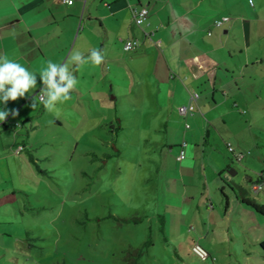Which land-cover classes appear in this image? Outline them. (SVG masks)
I'll use <instances>...</instances> for the list:
<instances>
[{
    "label": "rangeland",
    "instance_id": "rangeland-1",
    "mask_svg": "<svg viewBox=\"0 0 264 264\" xmlns=\"http://www.w3.org/2000/svg\"><path fill=\"white\" fill-rule=\"evenodd\" d=\"M232 1L235 8L229 15L244 14V0ZM86 19L77 32L105 34L99 19L92 17L87 24ZM227 39L224 55L233 68L231 89L238 107L227 100L212 112L208 107L198 110L204 112L199 115L203 122L215 117L210 133L200 129L182 138L178 131L144 132L141 122L146 120L139 118L144 103L134 95L137 78L129 76L132 71H120L114 88L97 81L104 98L96 97L95 105L107 114L103 127L94 128L92 117L80 118L81 110L94 107L91 101L83 109L57 104L62 124L42 111L30 137L23 136V145L9 158L10 167L0 163V264H264L259 245L264 214L242 201L239 186H244L247 201H264V186L252 188L264 176V37L256 38L258 48L252 46L251 53L240 32ZM74 41L75 36L70 45ZM249 56L243 76L239 68ZM151 74L160 77L161 72L145 75ZM238 87L241 97H236ZM150 95L156 97L153 91ZM153 121L161 125L164 120ZM177 141L197 145L199 157L209 154V182L198 172L196 185H188L196 197L186 201L180 214L165 199L167 185L177 183L165 180L166 166L174 167L177 160ZM225 161L220 175L217 168ZM208 184L209 194L203 191ZM196 187L204 192L202 199ZM227 195L232 209L225 215ZM165 215L163 226L160 217ZM206 232L215 240L205 242L210 255L201 259L191 246Z\"/></svg>",
    "mask_w": 264,
    "mask_h": 264
},
{
    "label": "crops",
    "instance_id": "crops-1",
    "mask_svg": "<svg viewBox=\"0 0 264 264\" xmlns=\"http://www.w3.org/2000/svg\"><path fill=\"white\" fill-rule=\"evenodd\" d=\"M89 1L73 0L69 3L67 0H0V56L14 60L37 75L36 88L25 97L10 100L6 105L0 102V110L16 109L18 112L15 117L10 113L6 122H0V163L6 164L7 169L10 167L9 158L16 155L15 148L25 141L23 136L27 139L30 137L31 131L40 122L37 120L40 119L41 112H46L38 96L44 86L40 72L47 67L49 60L58 64L67 62L73 50L83 52L85 57L91 50H101L104 55L103 62L98 66L89 62L79 71L71 66L78 80L76 87L84 86L85 89L78 90L75 87L70 93L71 98L64 102L66 106L63 107L69 110L74 104L75 107L79 104L83 109L91 101L94 107L91 111H87V108L81 110L84 116L80 118L96 119L94 128L103 127L107 116L104 110L95 105L96 97L104 98L96 88L97 81H105L104 84L108 81L111 88L117 87L120 84V71H132L134 76H129L137 78L133 90L134 95L138 94L137 99L144 103L142 111L138 112L139 118L146 120L141 122L142 129L146 130L144 132L161 129L167 135H172V132L178 131L183 138L193 137L201 129L207 134L215 129V117L203 122L199 115H204V112H197L198 110L208 107L207 110L212 112L219 103L227 100H232L233 106L238 107L231 89L233 68L224 55L227 37L233 32H240L248 53H251L249 50L252 46L258 48L256 38L264 37V0H244V14L235 17L229 15L235 8L232 0H99L102 1L101 4L97 0ZM142 6L147 7L148 13L138 21L133 17V9ZM222 16H229V19L221 26L215 25L214 21ZM92 17L99 19L105 30L104 35L101 33L102 38L97 39L96 37L101 36L97 33L90 37L84 31L77 32L80 21L87 18V24ZM152 31L153 35L147 36L146 33ZM74 36L75 41L70 45ZM129 37L139 38L141 45L132 51H125L123 41ZM123 59L128 61L124 62ZM250 62L249 56L244 66L239 68L243 76L244 67L249 66ZM147 71H158L161 75L157 77L151 74L147 77ZM141 74L144 77H140ZM237 89L236 97H241V87ZM193 90L198 91L200 96L193 113H188L182 107L189 103ZM150 91L155 93V98L150 95ZM209 98L212 100L211 106L207 104H211ZM33 103L35 107H32ZM156 118L164 120L161 125L153 121ZM52 119L55 124H62L60 115L57 117L51 113L50 120ZM190 119L195 123L194 127ZM186 122L190 124L189 127L185 126ZM181 143L177 141L175 146L179 149ZM196 148L197 145L187 144L186 156L179 159L177 153L174 167L166 166L167 184L177 183L170 187L167 185L165 199L170 205L178 206V214L185 208L186 201H193L196 197L195 190L189 189L188 185H196L195 177L198 172L202 171L209 182V154L202 152L199 157ZM227 164L225 161L217 168L220 175ZM239 186L241 198H244V186L240 183ZM203 191L207 194L211 192L209 184ZM203 191L200 189L199 199H202ZM234 194L238 198V194ZM208 198L205 196L206 200ZM226 201L225 215L232 209L229 195ZM165 217L166 215L160 217L163 218V226L167 222ZM200 237L198 241L204 246H207L205 242L212 243L215 240L209 232Z\"/></svg>",
    "mask_w": 264,
    "mask_h": 264
},
{
    "label": "clouds",
    "instance_id": "clouds-1",
    "mask_svg": "<svg viewBox=\"0 0 264 264\" xmlns=\"http://www.w3.org/2000/svg\"><path fill=\"white\" fill-rule=\"evenodd\" d=\"M103 60L104 55L101 50H91L87 57L83 52L73 50L67 62L63 64L53 63L49 60L47 67L39 74L44 85L40 89L39 102L44 105L46 111L58 117L60 111L57 104L68 101L71 98V91L78 84L71 66H74L75 71H79L89 62L93 66H98ZM36 85L37 75L34 72L6 56H0V102L6 105L10 100L16 101L23 98L35 89ZM32 107H35L34 103ZM10 113L13 117L18 114L16 109L0 110V122H6Z\"/></svg>",
    "mask_w": 264,
    "mask_h": 264
},
{
    "label": "built area",
    "instance_id": "built-area-1",
    "mask_svg": "<svg viewBox=\"0 0 264 264\" xmlns=\"http://www.w3.org/2000/svg\"><path fill=\"white\" fill-rule=\"evenodd\" d=\"M67 1L69 2V0H67ZM72 1L73 0H71V2ZM147 13H148V9L146 6H142L139 9H136V8L133 9V17L135 19H137L138 21L144 19L146 17ZM228 19H229V16H222L220 18H217L214 21V24L217 26H221ZM153 33L154 32L152 31V32H149L146 34H147V36L151 37V35H153ZM140 45H141V40L139 38H135V37H129L123 41V49L125 51H132V50L138 48ZM40 94L41 93H39V97H40ZM199 96H200V93L198 91H196V90L191 91L190 101L186 106H183L182 109L184 111H187L188 113H193V111L195 110V107H196V101L198 100ZM185 126L189 127L190 124L188 122H186ZM186 145H187L186 141H183L180 144L179 152L177 155V157L179 159H182L186 156V149H185ZM229 149L232 150L233 148L231 146H229ZM263 186H264V180L261 182H253L252 183L253 189H259ZM191 250L195 255H197L201 259H206L209 256V252L207 251L205 246L198 240L193 242V244L191 246Z\"/></svg>",
    "mask_w": 264,
    "mask_h": 264
},
{
    "label": "trees",
    "instance_id": "trees-1",
    "mask_svg": "<svg viewBox=\"0 0 264 264\" xmlns=\"http://www.w3.org/2000/svg\"><path fill=\"white\" fill-rule=\"evenodd\" d=\"M39 93H40V92H39ZM39 93H38V96H39ZM263 180H264V176H263V174H260V175L258 176V179H257L255 182H261V181H263ZM226 198H227V197H226ZM242 200H243V202L252 205V206H253L258 212L264 214V201H263V202H257V201H252V202H251V201H247V200L245 199V197L242 198ZM226 203H227V201H226ZM259 245L261 246V248H262L263 251H264V238L261 239V240L259 241ZM138 253H139V250H138L137 252H134L133 254H134V255H138ZM209 255H210V253H209ZM134 259H135V258H134ZM134 259H133V262H134Z\"/></svg>",
    "mask_w": 264,
    "mask_h": 264
},
{
    "label": "water",
    "instance_id": "water-1",
    "mask_svg": "<svg viewBox=\"0 0 264 264\" xmlns=\"http://www.w3.org/2000/svg\"><path fill=\"white\" fill-rule=\"evenodd\" d=\"M228 172L231 173V174H234L235 173V171H233L232 169H229Z\"/></svg>",
    "mask_w": 264,
    "mask_h": 264
}]
</instances>
